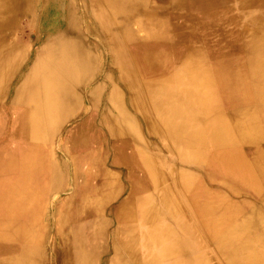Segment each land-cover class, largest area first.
<instances>
[{
	"label": "bare ground",
	"instance_id": "1",
	"mask_svg": "<svg viewBox=\"0 0 264 264\" xmlns=\"http://www.w3.org/2000/svg\"><path fill=\"white\" fill-rule=\"evenodd\" d=\"M197 261L264 264V0H0V264Z\"/></svg>",
	"mask_w": 264,
	"mask_h": 264
},
{
	"label": "crops",
	"instance_id": "2",
	"mask_svg": "<svg viewBox=\"0 0 264 264\" xmlns=\"http://www.w3.org/2000/svg\"><path fill=\"white\" fill-rule=\"evenodd\" d=\"M196 236H197V235H191V236H190V241L193 243V248H196V252H197V249L200 248V247H197V246H199V244H198V243H195V242H198V238L195 239ZM197 262H198V261H197ZM200 262H201V261H199L198 264H201Z\"/></svg>",
	"mask_w": 264,
	"mask_h": 264
},
{
	"label": "rangeland",
	"instance_id": "3",
	"mask_svg": "<svg viewBox=\"0 0 264 264\" xmlns=\"http://www.w3.org/2000/svg\"><path fill=\"white\" fill-rule=\"evenodd\" d=\"M34 48L38 49L39 48V45L38 44H35L34 45Z\"/></svg>",
	"mask_w": 264,
	"mask_h": 264
}]
</instances>
